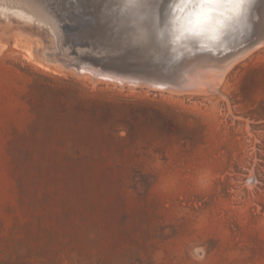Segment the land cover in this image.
I'll list each match as a JSON object with an SVG mask.
<instances>
[{
	"label": "rangeland",
	"instance_id": "obj_1",
	"mask_svg": "<svg viewBox=\"0 0 264 264\" xmlns=\"http://www.w3.org/2000/svg\"><path fill=\"white\" fill-rule=\"evenodd\" d=\"M39 1L55 25L0 15V264H264V42L198 91L149 68L121 0Z\"/></svg>",
	"mask_w": 264,
	"mask_h": 264
},
{
	"label": "bare ground",
	"instance_id": "obj_2",
	"mask_svg": "<svg viewBox=\"0 0 264 264\" xmlns=\"http://www.w3.org/2000/svg\"><path fill=\"white\" fill-rule=\"evenodd\" d=\"M84 2H85V0H84ZM101 2H100V5H101ZM43 3L40 2L39 0H0V15L4 16V19H8L10 17L16 18V19L19 20V22H21V23L23 22L22 24L25 23L24 25H28L31 22H36L37 21L42 26L43 25L44 26H48L49 22L47 23L46 21H49V20L52 21L53 25H55L56 23L54 24L53 20L50 19L49 12H48V10L46 9V7L44 6ZM123 3H124V0H121V2L119 4H117L119 9H120V10L118 9L117 11H121V12H124L126 14L127 20H124V21L127 24H129V25H127V27L131 26V27H128V28H131V30L125 31L124 33H122V35L125 34L129 40L138 42L140 44V49H142V51H144L145 54H146V52H148V53L152 52L154 54L153 56H154L155 59H160V57L162 55H168L167 57H169V56L172 55V53H175L173 60L175 62H177V69H178L179 72H178V76L174 75L172 78H174V79H175V77L177 79L178 78H181V79L183 78V83H184V81L188 82L190 84V87H192L195 90L196 89L198 90V88H200V87L203 88V86H206V84L208 82L206 80V78H207V76L211 75L212 77L213 76L214 77L211 78L212 79L211 83L209 82L210 84H207V85H209L208 90L209 91H213V92L218 91V89L221 88L220 85L223 84L221 82L224 81V76H225L227 70L231 67V63L230 62L241 58L243 55H245L250 50L252 51L253 48H255L254 46L256 44H257L256 45L257 47H259L260 45L262 46V43L264 42V30H263V28H264V0H254V3L249 7L247 16H241V17H238V18L234 17L233 19L226 21L225 26L216 33V36H217L216 39L210 38V36H211L210 33H205V34L200 35V36L186 35L185 37L181 38L180 40H177L176 36L179 34V30L182 27L186 28L188 26V22H187L188 13H190L194 8H196V6L199 3V0H188V3L186 5H184V11H179L176 7H173L174 11H173L171 17L169 19H168V16L164 17L165 18V22H164V26L163 27L162 26H158L156 24L157 19H158V16H157L156 13H155V18L153 20L144 21V20L139 19L140 13L133 14L131 11H129L128 9H125L123 7ZM106 4H107V2H106ZM109 4H110V1H109ZM158 4H159V6L156 9V12L158 11V9L160 8V5H161L159 0H158ZM180 4H181V0L173 1V5L174 6L180 5ZM221 11H224V9H221ZM36 12L42 18H44L46 20H43V19H40V18H36L37 17L35 15V14H37ZM69 16L71 18H74V22L75 23L77 21L78 24H79V26L70 25V24L66 25V29L70 30V31L78 32L79 30H81L83 28V25H85V24H87V23H89L91 21V18L87 17L86 15L81 16L79 14L80 18L76 19L75 15H73L72 12H69ZM115 17H113V15H112V18H115ZM122 17H124V16H122ZM112 18L110 17V19H112ZM119 18H117V19H119ZM117 19L114 21L115 23L117 22ZM32 24L33 23H31V25ZM141 24H145L146 27L150 31V37H149V39L147 41H142V40L138 39V34H139V31H140ZM36 26L38 27V25H36ZM40 28H42V27H40ZM47 29L48 28H46V30ZM122 29H123V26H122ZM154 40H155V42H154ZM117 41H118V39H117ZM121 42H123V41H121ZM121 42H119V43L122 44ZM56 43L57 42H55V45H56ZM109 44H111V43L109 42ZM262 47H264V46H262ZM128 48H129V46H128ZM92 50H94V49H92ZM257 50L258 49H256V51ZM56 52H57V50H56ZM132 53H133V51H132ZM67 55H68V53H67ZM179 57L184 58V61L182 62L183 63L182 65L185 66V67H183V68H180L181 67L180 66L181 63L178 60ZM68 59H70V58L68 57ZM62 60L64 62H66L67 65L70 66V69H72V63L71 62H69L66 59H62ZM48 61H50V60H48ZM70 61H71V59H70ZM81 62H83V61H81ZM49 63H51V62H49ZM193 63H196V64H198L200 66L201 65L205 66L204 67V71L203 70H199V68H200L199 66H198L199 67L198 71H195V69L187 68L188 65H192ZM222 63H223V65L219 66ZM195 66H197V65H195ZM66 67H68V66H66ZM93 67H94V65H93ZM93 67L82 68L81 72L80 71H78V72H79V74L80 73L81 74L82 73L85 74L87 72H90L91 74H93V75H90V77L91 76L92 77L93 76L97 77L96 79H98L99 80L98 82H100L98 84H101L106 79H111V80L125 82V83H122V84H126V82L136 83L137 80H138V79L136 80L135 78L133 79V78L127 77L125 75H122V73L118 74V73L114 72L115 70L114 71H105V72H103V71H101L99 69H96L97 67L96 68H93ZM126 68H127V66H126ZM205 68H207V69H205ZM233 68L235 69V67L233 66L230 70L232 71ZM73 70H75V69L73 68ZM205 70H208L209 72L205 71ZM154 72H155V69H154ZM207 72L209 73V75L207 74ZM135 73H138V72H135ZM133 74H134V72L132 73V75ZM137 75H140V74L138 73ZM86 79H87V77H86ZM93 80L94 79L92 78L91 81L93 82ZM100 80H103V81L101 82ZM147 80H148V78H147ZM147 82H150V81H147ZM167 82H168V80H167ZM181 82H182V80H181ZM141 83H143V81H141ZM173 83H176V82H173ZM110 84H111V82H110ZM177 84L178 83H176L175 85H177ZM181 84L182 83H180V85ZM147 85H146V87H148ZM149 85L153 86L151 84H149ZM164 85H167V84L158 83L157 82L156 83L157 87L155 85L154 86L156 88H158V86H164ZM187 87L189 88V85H187ZM180 88H181V86H180ZM135 90H136V88H135ZM171 90H172V88H171ZM187 90L189 91V89H187ZM221 91L222 90H220V92ZM178 92H180V90ZM206 92L204 91V93H206ZM195 93H197V92H195Z\"/></svg>",
	"mask_w": 264,
	"mask_h": 264
},
{
	"label": "snow or ice",
	"instance_id": "obj_3",
	"mask_svg": "<svg viewBox=\"0 0 264 264\" xmlns=\"http://www.w3.org/2000/svg\"><path fill=\"white\" fill-rule=\"evenodd\" d=\"M188 0H181L180 5L176 7L179 11H184V5ZM254 0H199L198 5L188 13V26L182 27L177 40L186 35L200 36L210 33V38L216 39V33L225 26L226 21L234 17L247 16L249 7ZM158 0H124L123 7L133 14L140 13L139 19L147 21L155 18ZM224 9V11H221ZM150 37V31L145 24H141L138 39L147 41Z\"/></svg>",
	"mask_w": 264,
	"mask_h": 264
},
{
	"label": "water",
	"instance_id": "obj_4",
	"mask_svg": "<svg viewBox=\"0 0 264 264\" xmlns=\"http://www.w3.org/2000/svg\"><path fill=\"white\" fill-rule=\"evenodd\" d=\"M173 1H175V0H173ZM173 1H172V3H171V6L169 7V11L167 12V15L166 16H168V19L171 17V15H172V13H173V11H174V8L172 7V6H174L173 5ZM156 24L158 25V26H164V23H162V21H160V20H158L157 19V22H156ZM174 54L175 53H172V55L171 56H169V57H165V58H162V59H158V60H153L152 61V64H150V66H149V68H152V67H154V66H160L165 72H168L171 76H173L174 74H175V69H176V67H177V62H175L174 60H173V58H174ZM180 56V55H179ZM183 58L182 57H179V62L182 60ZM150 71V70H149Z\"/></svg>",
	"mask_w": 264,
	"mask_h": 264
}]
</instances>
